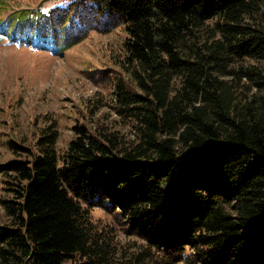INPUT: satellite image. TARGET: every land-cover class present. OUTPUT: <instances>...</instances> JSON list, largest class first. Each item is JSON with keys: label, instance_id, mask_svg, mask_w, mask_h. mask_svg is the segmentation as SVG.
<instances>
[{"label": "trees", "instance_id": "16d2710c", "mask_svg": "<svg viewBox=\"0 0 264 264\" xmlns=\"http://www.w3.org/2000/svg\"><path fill=\"white\" fill-rule=\"evenodd\" d=\"M75 4L11 13L0 39L59 52L122 26L105 87L128 132L8 141L0 264H264V0Z\"/></svg>", "mask_w": 264, "mask_h": 264}, {"label": "rangeland", "instance_id": "374dc122", "mask_svg": "<svg viewBox=\"0 0 264 264\" xmlns=\"http://www.w3.org/2000/svg\"><path fill=\"white\" fill-rule=\"evenodd\" d=\"M0 22L20 9L68 16L75 11V0H0ZM76 10L75 12H77ZM67 13V14H66ZM66 14V15H65ZM13 29V28H12ZM122 26L110 30H91L75 45L59 50L54 46L35 45V41L2 37L0 39V163L15 155L10 139L29 145L48 122H56L58 148L63 151L72 138V125L103 119L119 123L123 133L128 127L109 106L110 92L105 87L111 80L109 53H116L124 37ZM4 36V35H0ZM113 120H115L113 122ZM4 196L0 177V199ZM4 211L0 203V220Z\"/></svg>", "mask_w": 264, "mask_h": 264}]
</instances>
